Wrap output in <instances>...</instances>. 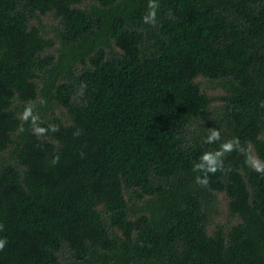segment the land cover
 Segmentation results:
<instances>
[{"label": "trees", "instance_id": "obj_1", "mask_svg": "<svg viewBox=\"0 0 264 264\" xmlns=\"http://www.w3.org/2000/svg\"><path fill=\"white\" fill-rule=\"evenodd\" d=\"M148 2L0 0V264H264V0Z\"/></svg>", "mask_w": 264, "mask_h": 264}, {"label": "clouds", "instance_id": "obj_2", "mask_svg": "<svg viewBox=\"0 0 264 264\" xmlns=\"http://www.w3.org/2000/svg\"><path fill=\"white\" fill-rule=\"evenodd\" d=\"M159 2L158 0H149L148 2V11L143 16L142 22L144 24L155 25L157 22V13L159 10ZM35 105L29 102L23 112L20 114V118L25 122H31L33 125L34 134L40 136L44 135L49 129L39 126V116L34 113ZM51 131L55 132L58 129L55 126H49ZM217 141H221V133L216 128H209L208 135L206 137V143L213 144ZM234 150H240L245 152L243 148L239 145L238 138L232 140H226L221 142L220 147L215 151H205L201 154L198 161L194 163L193 170L197 173H201L202 175H196L195 183L200 186H207L209 183L210 174H215L218 171H222L224 168V157L226 154L231 153ZM246 159L245 163L248 164L249 167L253 168V170L264 174V165H261L258 158L249 155L245 152ZM59 160L56 157L52 163L55 164ZM3 229V225H0V230ZM7 243L6 239H0V250H3Z\"/></svg>", "mask_w": 264, "mask_h": 264}, {"label": "rangeland", "instance_id": "obj_3", "mask_svg": "<svg viewBox=\"0 0 264 264\" xmlns=\"http://www.w3.org/2000/svg\"><path fill=\"white\" fill-rule=\"evenodd\" d=\"M50 19L52 20L53 17H50ZM54 20H56L54 18ZM49 30H51V28L49 27ZM203 82L206 83L207 89L209 90L210 94L212 95H216V96H222L225 92L223 91L221 85L218 82H212L211 80H208L205 77H201L200 78ZM223 100L222 99H218L216 102L217 103H221ZM228 197L226 196V194L224 192H220L218 194V204L217 206H219V212L217 214V221H227V214H228Z\"/></svg>", "mask_w": 264, "mask_h": 264}]
</instances>
